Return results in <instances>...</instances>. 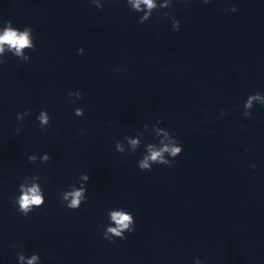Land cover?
Wrapping results in <instances>:
<instances>
[{"label": "clouds", "instance_id": "1", "mask_svg": "<svg viewBox=\"0 0 264 264\" xmlns=\"http://www.w3.org/2000/svg\"><path fill=\"white\" fill-rule=\"evenodd\" d=\"M90 4L94 5L98 9H103V3L101 0H89ZM173 0H126L129 10L142 13L138 18V23L144 24L149 21L152 14L158 9H170ZM190 2V0H185ZM205 4L209 0H203ZM232 12L237 11L235 7L230 9ZM228 11V9H225ZM163 16L171 18L173 31L180 30V21L172 16L171 12L162 13ZM160 17H157L159 19ZM35 43L33 38V29L30 26H26L23 30H20L13 26L12 21L8 20L4 23L3 28H0V64H4L5 61L2 59L7 53L11 52L15 57L25 62L30 60L27 55V50L34 49ZM78 52L82 54L83 48L78 49ZM70 97H74L73 103L76 100L82 99L83 94L81 90L75 92H69ZM256 104L264 106V93L255 92L248 95L244 101V111L242 115L247 118H252V109ZM31 114V110L26 109L23 113H17V120L23 121L25 116ZM76 116L82 117L84 115L83 108L74 109ZM50 116L47 110H41L37 116V120L40 123V127L44 128L50 123ZM163 120H157L156 126H153L156 130V135L159 139L158 143H148L145 145V152L141 159L138 160V167L141 171L152 169L153 164L166 165L171 167L174 163V158L180 155L183 151V147L180 142L173 136L166 128L159 127ZM145 130H148V125H145ZM16 132H20V128L16 129ZM162 135V138H161ZM138 138L131 136H125L124 141L127 142L128 148H125L123 141L117 140L115 144V150L120 153L125 151L135 152L141 145L143 132H139L136 135ZM30 162L35 163L38 159L41 163L48 162L51 159L49 153H44L42 156L31 154L28 157ZM250 167L255 169L256 165L252 164ZM80 186L69 185V190L61 193V203L67 208L77 210L80 208L82 203L87 201V188L85 183L90 180V177L86 173H82L79 177ZM40 177L25 176L24 182L18 187L19 195L14 197V204L17 205V211L24 216H28L34 208L41 207L45 204V196L43 189L39 183ZM108 217L110 223L104 228L103 238L110 242L113 238L126 239L125 233H131L135 230V217L129 211L124 208H115L108 211ZM15 247V245H13ZM18 264H41V257L38 253H32L30 256H26L23 251L17 252ZM195 264H201L199 258L196 259Z\"/></svg>", "mask_w": 264, "mask_h": 264}]
</instances>
